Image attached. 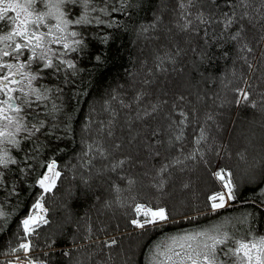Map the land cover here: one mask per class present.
<instances>
[{
    "label": "snow or ice",
    "instance_id": "1",
    "mask_svg": "<svg viewBox=\"0 0 264 264\" xmlns=\"http://www.w3.org/2000/svg\"><path fill=\"white\" fill-rule=\"evenodd\" d=\"M145 2L0 0V23L6 22L5 28L0 30V218L6 223L14 214L15 208L10 213L3 205L10 203L12 198L19 200L22 183L30 181V190L36 192L27 215L19 221L16 243L13 245L9 241L0 264H50V253L37 255L33 251L41 246V232L52 226V210L47 206L46 195L54 194L62 179L56 154L63 149L58 145L53 147L49 139H63L64 135L58 131L60 128L65 129L64 134H72V114L64 111L62 89L45 83V78L69 72L75 77L82 71L78 60L90 47V40L99 39L102 44H107L111 39L102 26L115 30L114 26L125 25L126 22L117 19V14L130 18L129 10H140ZM169 12L166 23L165 15ZM258 24L261 40H264V0H177L171 8L170 0H159L158 6L153 8L152 19L135 28L138 37L155 43L150 53L151 64L145 57L140 62L142 72L128 73L130 94L113 89L108 99L103 100L101 111L106 113V123L105 120L98 121L94 135L90 134L88 123L81 130L82 148L76 154L81 171L76 173L77 165L72 168L80 185L86 192H92L93 185L97 189L107 185V196H95L100 206L97 211L134 205L129 223L140 229L141 234L148 226L156 228L170 222L173 212L161 198L172 197L170 186L180 190L190 187V182L177 183V171L183 173L192 162L211 164L208 152H215L218 157L225 153L235 157L234 166L217 165L211 172L219 182V189L206 196L204 208L219 218L207 226L178 231L152 244L146 253L145 264H264V233L258 234L253 226L255 212L246 208L236 216H219L220 210L238 200L241 185L251 188L250 208L264 213V95L258 104L252 98L250 89L255 86L250 83L251 77L235 67L237 62H242L250 72L256 70L250 57L254 49L249 34ZM177 36L183 37L201 62L208 58L209 45L214 44L216 48H222L224 44L231 46L222 55L232 57L233 67L230 75L221 74V85L239 95L225 100L213 94V103L240 105L243 102L260 112L262 131L258 152L252 138L254 134L237 137L235 147L221 143L212 135L216 114L208 108L205 97L189 91L190 81L180 75L183 68L177 72L178 78L171 81L170 88L152 87L159 83V73L177 71L174 66L182 55H187ZM94 59L97 64L104 61L100 54ZM169 65L173 67L170 69ZM261 76L264 77V71ZM63 83H69L67 75ZM261 92H264V81ZM117 100L119 107L110 104ZM122 109L127 110L123 115L129 122V145L137 144L143 133V138L148 140L143 147L149 150V155L160 157L163 154L162 162L154 165L151 171H145L143 176L124 169V164L133 157L121 151V140H115L110 146L105 143V134L114 136L113 130ZM95 111L93 107L86 119L90 121L91 113ZM60 115L69 123L61 121ZM133 120L136 123H131ZM189 126L192 127L191 139L187 133ZM219 127L216 124V128ZM162 137H166V141ZM186 144L190 150L185 148ZM136 159L137 163H142ZM33 172L36 173L34 177ZM145 178L146 185L143 183ZM145 187L147 193L143 192ZM73 191L74 186L70 184L66 195L71 197ZM180 203H174L173 208ZM194 211L195 216L183 215L181 218L191 222L204 215L199 210ZM83 219V231L77 221L75 228L79 235H73V245L63 249V255L69 258V264H113L114 249L120 240L108 234V226L103 221L98 220L100 227L95 228L90 216L86 214ZM66 220L70 222V216ZM57 228L62 229V225ZM243 229H246L245 234L238 235ZM55 235V230L47 234L42 246L51 247ZM77 239L81 242L75 243ZM105 250L106 256L102 255Z\"/></svg>",
    "mask_w": 264,
    "mask_h": 264
},
{
    "label": "trees",
    "instance_id": "2",
    "mask_svg": "<svg viewBox=\"0 0 264 264\" xmlns=\"http://www.w3.org/2000/svg\"><path fill=\"white\" fill-rule=\"evenodd\" d=\"M177 0H170V8L175 6ZM159 0H151L149 3L146 0L145 5L140 10H129L130 18L117 14V19L122 22H126L125 25H117L113 28L102 26L103 31L110 33L111 39L107 44H102L99 39L90 40V47L85 51L84 55L79 57L78 67L82 71L73 77L69 73H61L59 77L48 75L45 78V83L58 85L62 89V98L64 102V111L72 114V120L70 126L72 128V134H64L65 129L60 128L58 131L64 135V138L57 141L55 137L49 139V143L63 149L61 152H57V158L59 159L60 168L62 172V179L58 181V190H54V194H47V206L52 210L51 219L52 226L46 227L41 232L39 237L40 247L33 249L34 253L39 255L42 252L50 253L48 259L50 264H69V258L63 255V249L70 248L73 245V235H79L76 232L75 224L77 221L82 225L81 232L83 231V225L85 224L86 214L91 217V222L95 228H99L98 220L103 221L109 229V235H115L120 244L114 249L115 255L112 257L113 264H145V256L149 247L157 242H161L167 235L174 234L178 231H188L193 227L199 228L214 223L219 217L210 212H206L204 208L206 196L213 190L219 189V182L211 176V172L216 165H235V157H229L227 153L223 156H216L215 152H208V158L212 163L209 165L196 164L192 162L188 165V168L183 172H176L177 183L179 181L190 182V187L187 190H180L179 188L173 189L169 187V191L173 193L172 197L164 196L161 198L162 203H166L169 210L173 212V216L168 224L159 225L156 228L148 226L141 234L140 229H135L130 225L129 221L134 213V205L129 204L126 207H116L114 209H97L100 208L99 203H96V195L107 196V185L103 186V189H97L93 185L92 192H86L82 185L79 183L78 175H75L72 171L73 165H77L76 173H79V162L76 159V154L81 151V135L82 128L86 123L90 124L91 133L94 135L97 129V123L100 120H105L106 113L102 112L103 100L108 99L112 94V90L116 92L131 93V90L127 87L131 78L128 73L130 72H142L140 68V62L149 58V64H151L150 53L155 47L154 42L145 40L144 37H138L135 31L137 25L141 22L147 24L153 17V8L157 7ZM168 14L165 15V22L167 23ZM102 35V32H101ZM202 36L203 33H200ZM251 40V46L254 51L250 54L251 62L254 64L255 71L250 72L246 65L242 62H237L235 67L251 77L250 83L255 87L250 89L253 93L252 98L257 100V103H261V84L264 81V77L261 76L264 71V40H261V32L259 24L249 34ZM177 39L181 41V46L184 47L187 55H182L174 67L177 71H169L167 73H159V83L153 85V88H165V86H171V81L177 79V72L183 68L180 75L186 77L192 87L189 91L195 93L199 92L205 97L206 104L215 114V122L213 123L212 135L215 136L221 143H230L235 147L237 137L253 135L254 143L257 145L256 151H259V142L262 131L261 114L257 109L251 108L249 105L243 102L240 105L232 103H220L216 101L213 103L215 96L220 95L225 100H231L234 95L238 93H232L230 90H225L221 85V74L230 75L233 67L232 57H224L223 52L230 50V45L224 44L222 48H216L213 45H209L207 49V60L201 62L197 59L196 55L184 42L183 37L177 36ZM257 41H260L259 43ZM96 54H100L104 57V61L101 64H97L94 57ZM173 66L169 65L171 69ZM68 76L69 83L64 84V76ZM138 79V78H137ZM240 83V82H235ZM60 95V94H58ZM78 97V98H77ZM194 99V97H192ZM59 102V101H57ZM127 102V101H126ZM114 107H119L118 100L113 104ZM95 107L96 111L91 113V120H87L91 109ZM203 108V105H201ZM135 106L133 105V110ZM127 111L122 109L118 115V122L114 128V136L107 137L105 134V143L110 146L115 140L122 141V152L126 155H131L132 160L127 161L124 164V169L137 176H143L145 171H151L153 166H158L163 160V154L160 157H154L149 155V150L143 147V144L148 143L147 139L141 137L138 138L137 144L132 146L128 143L127 127L128 121L125 120L123 113ZM59 119L65 124L69 121L65 120L63 115H60ZM106 123V120H105ZM131 123H136L134 120ZM216 124L220 127L217 129ZM189 139H191L192 127L187 128ZM43 139V137H42ZM166 141V137H162ZM211 138L209 143H211ZM194 146V145H192ZM139 147V151L137 150ZM187 150H190L189 145H185ZM163 153L162 149H157ZM51 153H49L50 155ZM175 154V153H173ZM47 158V157H45ZM142 163H137V159ZM35 172L32 176H35ZM30 183V181H29ZM29 183H22L20 185L21 195L19 200L12 198L10 203L3 206L10 212H15L5 223L0 218V260L4 259V249L7 247L9 241L16 243V236L18 235V224L20 219L24 215H27L30 204L35 198V190H30ZM143 183L146 185L147 178ZM74 186V191L71 197L66 195V191L69 185ZM143 192L147 193V188H143ZM239 192V198L234 203H231L229 207L224 210H220L219 216H236L239 213L248 210L254 211L256 219L252 222L254 228L259 233H264V213L258 210L251 209V188L245 185H241ZM149 198L150 195H149ZM177 201L182 203L173 208V204ZM153 203L155 201L153 200ZM95 204V207H93ZM199 210L204 213L191 222L183 220V215L195 216V211ZM179 213L180 215H177ZM70 216V222L66 220ZM57 225H62L61 228H57ZM117 231H113L117 229ZM55 230L56 235L54 237V244L51 247H43V241L45 236ZM246 229H243L238 235H244ZM95 239V237H94ZM77 239L75 243H80ZM123 249V251H121ZM102 255H108L105 250ZM43 258V257H41Z\"/></svg>",
    "mask_w": 264,
    "mask_h": 264
},
{
    "label": "rangeland",
    "instance_id": "3",
    "mask_svg": "<svg viewBox=\"0 0 264 264\" xmlns=\"http://www.w3.org/2000/svg\"><path fill=\"white\" fill-rule=\"evenodd\" d=\"M5 24H6V22L5 23H0V30H3L5 28ZM216 166L214 167V170L213 171H215ZM230 205H231V203H230ZM17 255H21L22 256L23 254L22 253H17Z\"/></svg>",
    "mask_w": 264,
    "mask_h": 264
}]
</instances>
